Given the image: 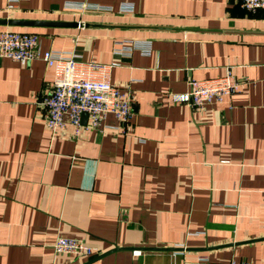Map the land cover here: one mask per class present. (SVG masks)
<instances>
[{
  "label": "crops",
  "instance_id": "1",
  "mask_svg": "<svg viewBox=\"0 0 264 264\" xmlns=\"http://www.w3.org/2000/svg\"><path fill=\"white\" fill-rule=\"evenodd\" d=\"M69 1L0 0V18L36 21L0 30L111 63V81L132 91L135 110L126 124L108 113L78 136L65 116L52 132L41 99L53 67L0 56V264H81L101 253L88 264H264V8L89 0L112 6L96 10ZM123 3L133 10L120 11ZM132 38L151 40L150 53L115 51ZM228 70L242 84L222 101L196 110L173 99L189 79ZM58 235L99 252L57 253Z\"/></svg>",
  "mask_w": 264,
  "mask_h": 264
},
{
  "label": "built area",
  "instance_id": "2",
  "mask_svg": "<svg viewBox=\"0 0 264 264\" xmlns=\"http://www.w3.org/2000/svg\"><path fill=\"white\" fill-rule=\"evenodd\" d=\"M68 8L112 10L111 5L83 0L69 1ZM247 11L254 12L264 8V0H238ZM127 3L120 6V11H132ZM115 48L117 53L129 54L138 49L144 54L151 51V40L132 38ZM121 43L122 41H118ZM37 33L18 31L9 28L0 30V56L9 57L22 64L35 57L42 58L46 65L53 67L54 77L50 89L42 96L45 106L47 126L52 132L64 128L65 116L73 126V135L78 136L83 129L97 128L108 113L114 114L126 124L134 113L133 93L130 89L114 84L110 79L111 63L87 61L78 53L48 47L41 49ZM242 81L229 70L219 76L204 79L191 78L188 89L173 93L174 100L187 103L192 109L201 110L207 104L220 102L227 95L236 92ZM87 113V122L83 123L82 114ZM57 253L92 256L99 249L82 238L58 235L53 244ZM207 258V257H206ZM213 264H258L251 260L216 262Z\"/></svg>",
  "mask_w": 264,
  "mask_h": 264
},
{
  "label": "water",
  "instance_id": "3",
  "mask_svg": "<svg viewBox=\"0 0 264 264\" xmlns=\"http://www.w3.org/2000/svg\"><path fill=\"white\" fill-rule=\"evenodd\" d=\"M1 23H8V24H15V23H32L36 21H30V20H20V19H14V18H0ZM54 25H73V26H79V25H87L88 23L86 22H79V21H53ZM83 119L85 120L87 117V113L84 112L82 114ZM226 244H231V243H226ZM120 248V247H115V249ZM151 248V247H149ZM156 248H168V249H177V248H182V247H156ZM108 252V251H107ZM105 253H101L93 258L88 259L87 261L81 263V264H88L94 259L104 255Z\"/></svg>",
  "mask_w": 264,
  "mask_h": 264
},
{
  "label": "trees",
  "instance_id": "4",
  "mask_svg": "<svg viewBox=\"0 0 264 264\" xmlns=\"http://www.w3.org/2000/svg\"><path fill=\"white\" fill-rule=\"evenodd\" d=\"M96 255V254H95ZM94 256V255H93Z\"/></svg>",
  "mask_w": 264,
  "mask_h": 264
}]
</instances>
